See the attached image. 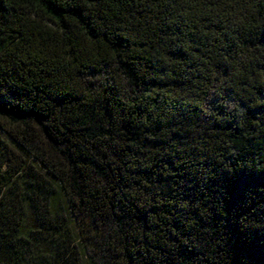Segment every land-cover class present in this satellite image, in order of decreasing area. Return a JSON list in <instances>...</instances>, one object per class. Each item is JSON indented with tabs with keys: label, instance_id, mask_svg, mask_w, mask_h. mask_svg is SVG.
Instances as JSON below:
<instances>
[{
	"label": "trees",
	"instance_id": "obj_1",
	"mask_svg": "<svg viewBox=\"0 0 264 264\" xmlns=\"http://www.w3.org/2000/svg\"><path fill=\"white\" fill-rule=\"evenodd\" d=\"M0 264H264V0H0Z\"/></svg>",
	"mask_w": 264,
	"mask_h": 264
}]
</instances>
